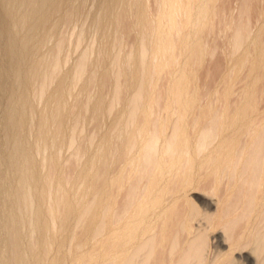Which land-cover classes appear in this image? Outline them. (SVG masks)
Returning a JSON list of instances; mask_svg holds the SVG:
<instances>
[{
  "label": "bare ground",
  "instance_id": "bare-ground-1",
  "mask_svg": "<svg viewBox=\"0 0 264 264\" xmlns=\"http://www.w3.org/2000/svg\"><path fill=\"white\" fill-rule=\"evenodd\" d=\"M220 1L155 0L152 9L151 0H96L92 19L102 34L121 26L139 32V51H131L138 58L129 57L130 77L125 75L129 88L134 82L139 87L138 97L135 107H102L100 98L94 107H71L64 96L71 76L82 80L91 64L82 89L92 82L103 88L108 72L123 67V58L116 60L121 50H113L116 58L108 52L120 42L116 29L108 31L113 43L102 42L103 62L90 63L91 51H83L57 83L58 95L48 97L45 87L55 81L69 42L63 30H55L86 2L0 0V103L8 102L7 109L0 107V133L6 136L0 140V264H264V109L195 107L196 91L190 93L189 74L204 56V34L217 23L236 30L231 44L238 60L264 62V0H256L257 7L243 0L239 20L220 16ZM253 8L256 20L250 17ZM253 27L252 36L243 34ZM51 38L54 45L37 57ZM106 55L113 61L110 71ZM151 70L172 74L173 106L153 107ZM33 80L39 82L34 90ZM31 89L45 101L41 110L34 107ZM92 121L97 151L79 171L89 186L84 188L97 186L96 196L86 190L89 202L95 199L89 209L86 196L73 198L84 193L79 182L82 189H70V196L62 175V183L54 179L64 146L58 143L71 147L78 137L88 138L85 125ZM48 139L60 152H50V143L40 145ZM125 189L129 200L119 215ZM71 197L88 209L82 203L77 210Z\"/></svg>",
  "mask_w": 264,
  "mask_h": 264
},
{
  "label": "rangeland",
  "instance_id": "rangeland-1",
  "mask_svg": "<svg viewBox=\"0 0 264 264\" xmlns=\"http://www.w3.org/2000/svg\"><path fill=\"white\" fill-rule=\"evenodd\" d=\"M93 1H94V3H93ZM242 1L243 0H221L219 5H220L221 10L222 9L225 10L224 11L225 13L221 12L220 16L225 14L226 16L228 15V17L233 16L234 19L239 20L241 18V16H240L241 9L240 8L242 5ZM76 2H77V0H76ZM76 2H74V6L76 5ZM82 2L83 3L86 2L85 4H82L83 6L82 5L80 6V8L82 7L81 10L82 9L83 10L80 11L79 13H77L75 16L71 14V17H74L75 19L73 18L74 21H72L73 19L70 21H72L74 24L69 21V24H67V25H66V22H65V24H61V25H64L63 28L61 27V25H57L58 29H59V27H61L60 30H57V29L55 30L52 28V31L53 30H55V32L57 31L56 32L57 34H58V31H60V33H61V31L63 30V33L65 35L63 33H62V35H64L65 38L67 37L66 39L69 42H67L68 44L65 46V48L63 49V52L60 56V57H62L60 67H58L57 73H55L53 75L55 81L51 84H48L45 87L44 93L47 94L48 97H52V96L56 97V95H58V94H56L59 90L57 83L59 82V80L62 79V77L67 72L73 71L74 66H76L77 63L79 62L80 54L83 51H91V53L89 54V62L90 63H93V61L96 59H98V60L102 59V62H103V58H102V57H104L103 52L100 51L102 46H103L102 42L106 43L107 41H110V40L113 41V38H111V37L116 35V37H114V38L118 37L117 40H120V42L122 41L121 44H119L120 43L119 41L117 44V41H116V44L118 45V46L116 45L117 46L116 47L115 43H114L116 50L114 49V46L112 44H111V46L108 45V46H110L109 47L110 50H108L109 48L107 50H108L109 54H112L114 56L115 55L118 56V53H114V51L119 52L117 50V48H119L121 50L119 52V56L117 58H119L121 56V59L123 58V62L119 61L120 58L116 59V60H117V62L119 61L121 63V65L123 64V67L120 66L119 67L120 69H118V67L116 69V66H117L116 65L114 70L111 71L113 73L108 72L107 78L105 80L106 82H105V85L103 88H99V86H97L96 82H92L89 84V86L87 88L82 89V85H83L85 79L92 76V74H91L92 73V65L89 63L90 65L88 68H86V72L84 73L82 80L73 79L72 76H71V78H69L67 80L66 85H67L68 89L64 92V96H66V101L68 102V104L71 107H94L97 103L98 98H100V100L102 101V107H135L134 102H135V99L138 97L139 87L137 85L133 86V84H135V82L132 84V86L130 88L128 87L127 84L130 83L131 81L128 78V77H130V73H129V71H127V70H129V69H127V66L129 68L130 65H127V63H129V60H131L129 57L132 58L133 55L139 53V52L135 53L136 52L135 49L138 50V48H137L138 47V33H139L138 30H136V31L133 29L130 30V28H128V27H122L121 26V27H117V29H119L118 31L115 28L117 31L116 32L115 29L113 30V27H106L105 30H103L104 34H102L101 33L102 30L98 31L95 28V24L93 22V19L96 16L95 14L97 12L95 9L97 7L95 4L96 0H85V2L83 0H81V3ZM252 3L256 7L260 6L259 1L254 0V2H252ZM78 4H77V6H78ZM86 6H87V8H86ZM151 6H152V9H155V7H156L155 0H151ZM255 8H253V10H251V12H250L251 15L249 14L250 17L252 18V20H256L257 17L259 16L258 9L256 10ZM94 12H95V14H94ZM60 14L61 13H59V15L57 14V16L56 15L55 16L57 18H59ZM92 14H93V16L94 15L95 16L93 17ZM245 17H246V15L244 14L243 18H245ZM57 18H55V20H57ZM109 29L113 30L112 32L115 31L114 35L112 34V32H108ZM251 29L245 30V31L243 30V34H245V32L247 34L252 33V34H250L252 36L255 33V31H254L255 28L253 27ZM94 30H96V32ZM105 31H107V32H105ZM235 31L236 30H234V29H231V30L225 29L219 23H217L213 28L206 30V32L204 34L205 42H204V45L202 47L204 50V56L201 59V61L196 62V65L193 64L192 74H189L191 76V80H192L190 93L193 94L196 91L195 99H197V100H196V103L194 105L195 107H260L261 110L264 109V62H262L263 60H260V61L257 60L256 61L253 58L249 59L248 61H244V62H242V60H238L239 59L238 54L235 55L233 46L231 44V40L233 39V37L236 34ZM72 32H75V33H73L74 36L71 34ZM77 33L82 34V41L81 42H79L78 38L76 37ZM109 33H111L112 36H111V34L108 35ZM57 34H55V37L57 36ZM105 34H107L108 37ZM59 35H61V34H59ZM71 35H72V37H70ZM46 40H47L46 44L43 42L42 46L40 44L41 47L39 46L40 48L38 49V51L40 50L39 53H41L42 55L39 54L37 57H39V56L44 57V55H46V53H48V52H46V48L50 49L55 43V41H54L55 38L54 39L51 38V40H50V41L53 40L54 43H53V41L49 42V39H46ZM112 41H110V42H112ZM246 43H248V42H246ZM244 46H246V44ZM106 47H107V45H106ZM49 49H47V51H49ZM251 50L254 51L252 46H251ZM131 51H135V52H132L135 54H132ZM43 52H45V53H43ZM37 54H38V52H37ZM112 58H114V57L112 56ZM115 58H116V56H115ZM134 58L137 59L138 57H134ZM90 59L92 60V62ZM106 59H107V63H106L107 65H105V66H107V67L109 66V68H107V70L109 69V71H110L111 70L110 66L113 67V65H112L113 61L111 62L112 59L108 60V56L106 57ZM147 61H148V59H147ZM237 62H238V64H237ZM253 62H255V63H253ZM108 63H111V64L109 65ZM124 63H126V64H124ZM189 63L192 65L193 58H192V60L190 59ZM124 66H126V67L124 68ZM121 67L123 68V70L125 69L124 71H126V73H128V74H124V71L121 70ZM151 67H152V65H151ZM233 67H235L236 69ZM105 69H106V67H105ZM234 69H235V71H233ZM100 71H98V73ZM125 75H129V76L127 77ZM149 76H150L149 78H150L151 85L154 87V100H155V102L153 104V107H166V105L169 103L172 104V106H173V103L171 102L172 100L170 99V96H169V86L171 83L170 80H172V74L171 73L168 74L165 72L158 74V73H155L154 71L151 70ZM126 78H128V79L126 80ZM128 80H129V82H128ZM34 81L35 80H33L32 82H34ZM37 82H38V80L34 83H31L33 90H34L35 85H37ZM31 86H30V88H31ZM129 86H130V84H129ZM100 87H102V86H100ZM126 87H128V88H126ZM31 90H30V92H32L31 93L32 95L30 94V96H32L31 98L33 99L34 107H36L37 111L41 110L42 107H45L44 106L45 101H43L41 98H38V97L36 98L35 97V95H37L36 92L34 93V91L33 90L31 91ZM250 92H251L252 98L247 100L248 99L247 93L250 94ZM7 105H8V102H7V100H4V99L0 103V107H2L4 109H7L6 108ZM70 106H68V107H70ZM89 113L90 112H87L86 114L88 115ZM85 131H86V134L88 135V138L83 139V138L78 137L76 139V141L74 142L73 146H71V147L69 146L68 142H65V141L60 142L59 139L56 140V143L58 141L60 142V143H58V146H60V148H61L62 143H64V146H62L61 149L57 146L56 147L53 146V145H55V143L52 145L51 143H53V142H51L52 141L51 139L50 140L48 139L49 142H48V140H45L48 143L47 142H43V143L41 142L40 145H45V144L48 145L50 143L54 147V148L53 147L51 148L50 147L51 145L48 146V149L50 152H51V150H52V152L59 151L57 148L62 150L61 154L59 155V156H61V159H62L61 160L62 163H60V161H59V164L60 165L62 164V167L59 165V167H60L59 171L56 170L58 173L55 171L56 172V174H55V172H54V174L56 175V178L54 176V178H55L54 181L56 183L58 180L57 178H59V176L62 175L61 178L62 179L64 178L63 184H65L64 187H62V189L67 188V189H69L68 192H70L73 188L75 189L76 187L79 188V190L83 188V191H81V192H84V193H81L83 195H80V196L78 193L79 190H76L77 188L75 190L73 189L75 192L78 193L76 195H75V193H73L76 196L73 198L76 199L77 195H78V198L84 199V197L86 196V198H85L86 203L85 204H87L89 206V209H91L92 205H95V204H92V203H95V202H92L95 199L93 197V198H91V202H89L91 195H90V193L87 194V191H89L91 193L93 192L92 194L94 196L95 195L94 191H96L97 186L94 184L95 185L94 188L91 187V188H89L90 189L89 190L88 184L84 181V179L82 177L83 175L80 173H82V171H83L81 169L82 167H83V169H86L85 167L90 166L89 165L90 162H87V161H90V159H89V158H91L90 156H92V155L94 156L93 153H95L97 151L96 148L98 146V144H97L98 141H97V137H96V134H97V123H96V121H92L91 123H87L85 125ZM0 135H1L0 137H2V138H0V140L5 141L4 139H6V136L3 135V133L2 134L0 133ZM30 139L32 141L34 140L33 138H30ZM60 140H62V139H60ZM53 149H55V151H53ZM77 150L81 154V158H80L79 154H78L79 156L77 155V153H78ZM81 152L86 153L87 155H85V154L82 155ZM89 154H90V156H89ZM37 157H38V155H37ZM86 163H89V164H86ZM85 164L87 166H84ZM79 171H81V172L79 173ZM57 174H59V175H57ZM79 174L82 176H80ZM78 176H80L81 179H79L80 177H78ZM61 178H60V180H58L59 181L58 183H60V181L62 183ZM80 180H83L84 184L86 183L87 185L82 184L83 182ZM77 183H78V185H81L82 188H80V186L78 187ZM61 186H62V184H61ZM85 186H88L87 189L84 188ZM95 187H96V189H95ZM128 189L123 190L118 197L117 213L119 215L121 214V212L123 211L124 207L127 205V202L129 200L128 193L130 190H128ZM84 190L85 191L87 190V191L85 192ZM69 194H71L70 196H73L72 191ZM87 195H90V196L88 197ZM193 196L196 198L198 197L197 193L193 194ZM87 198H89V199H87ZM71 199H72V197H71ZM92 199H94V200H92ZM73 201L75 202V200H73ZM75 203H76L75 205L77 206V207H75L76 209L80 208V206L84 204L82 202L83 204L80 203L78 206V203L77 202H75ZM88 203H90V204H88ZM85 204L81 208L85 209L87 207V206H85ZM87 209H88V207H87ZM82 218H83L82 220H85L84 216ZM69 221H71V220H69ZM73 223H75V220L72 222V224ZM69 227H71V225H69ZM72 227H73V225H72ZM75 230H78V229L75 228ZM79 231H80V228H79ZM76 232L78 234L82 233V231H81V233H79L78 231H76Z\"/></svg>",
  "mask_w": 264,
  "mask_h": 264
}]
</instances>
